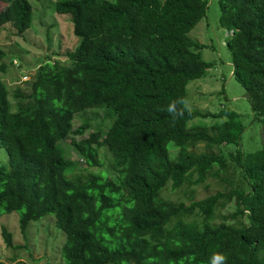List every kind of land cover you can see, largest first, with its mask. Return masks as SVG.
<instances>
[{"label": "trees", "instance_id": "16d2710c", "mask_svg": "<svg viewBox=\"0 0 264 264\" xmlns=\"http://www.w3.org/2000/svg\"><path fill=\"white\" fill-rule=\"evenodd\" d=\"M0 2V29L7 23L20 35L30 27L28 0ZM217 2L231 74L264 127V0ZM52 10L69 15L77 39L67 62L42 61L29 83L30 104L14 111L0 78V216L17 212L24 234L30 221L52 215L64 235L63 264H210L214 253L226 264H264V141L253 152L236 147L230 161L189 150L238 145L242 130L232 110L185 105L186 84L212 65L187 35L206 1L53 0ZM96 109L110 117L105 131L83 136L87 118L72 127L74 116ZM205 115L224 118L188 124ZM66 138L74 159L61 144ZM100 146L109 155L103 169ZM229 162L240 172L237 184L219 177ZM206 178L227 187L197 200L189 194L188 204L160 196L167 184L174 190ZM229 201L232 210L214 222ZM0 236L12 247L2 225Z\"/></svg>", "mask_w": 264, "mask_h": 264}, {"label": "rangeland", "instance_id": "374dc122", "mask_svg": "<svg viewBox=\"0 0 264 264\" xmlns=\"http://www.w3.org/2000/svg\"><path fill=\"white\" fill-rule=\"evenodd\" d=\"M28 1L32 7L30 27L20 35L15 34L14 29L6 25L7 23L0 29V50L4 53V56L0 58V64L5 66L3 71L0 70V78L6 90L10 111L16 110L20 105L30 104L31 99L26 96L30 91L29 83L35 78L38 65L42 61L54 59L66 63L67 55L77 42L72 34L69 15L54 13L53 0ZM205 1V16L187 32V35L203 45L200 50L201 57L203 60L210 61L212 65L203 77L186 84L185 105L200 113L217 112L220 108L232 110L238 114L242 130L238 145L221 144L207 148L203 143H198L189 150L194 153H222L225 159L230 161L236 147L245 153L259 149L264 141V127L258 119L253 117L243 88L231 74L230 55L225 46L228 32L218 25V2L217 0ZM2 8L3 4L0 2V9ZM22 75L27 77L23 78ZM26 79L30 81H24ZM85 118L90 128L84 132L83 136L97 128L105 131L110 120L104 110L96 109L93 112L86 111L74 116L72 127L81 124ZM223 118L222 116L212 118L209 115L196 116L189 120L188 124L210 125ZM67 143V138L61 142L69 152L70 158L74 159L75 154ZM104 151H107L106 148L100 146L99 155L102 163L99 169H103L105 163L109 161V155L106 158L103 156ZM173 153L174 151L170 152L171 155ZM5 161V152L0 148V162ZM79 163H81L80 160ZM75 173L78 171L75 170ZM219 177H230L233 184L241 180L239 170L231 162L228 163L226 171L219 174ZM226 187L227 184L222 181L206 178L203 183L184 184L174 190L167 184L160 191V196L172 202L181 201L188 204L189 194L197 200L215 191H223ZM232 208L231 201L218 207L214 212V222L222 221L221 216L230 212ZM17 217L18 213L15 211L3 213L0 216V226H4L12 234V247H6L0 236V261L3 264H17V262L63 264L59 252L64 235L54 226L52 215L44 216L39 221H30L24 234L19 231Z\"/></svg>", "mask_w": 264, "mask_h": 264}, {"label": "clouds", "instance_id": "9594fccd", "mask_svg": "<svg viewBox=\"0 0 264 264\" xmlns=\"http://www.w3.org/2000/svg\"><path fill=\"white\" fill-rule=\"evenodd\" d=\"M179 103H184V101L181 100ZM168 112L172 115L173 121L180 115L175 107V102L169 105ZM210 264H226V257L221 253H214Z\"/></svg>", "mask_w": 264, "mask_h": 264}, {"label": "built area", "instance_id": "2783aa9c", "mask_svg": "<svg viewBox=\"0 0 264 264\" xmlns=\"http://www.w3.org/2000/svg\"><path fill=\"white\" fill-rule=\"evenodd\" d=\"M23 78H26V76L23 75Z\"/></svg>", "mask_w": 264, "mask_h": 264}]
</instances>
